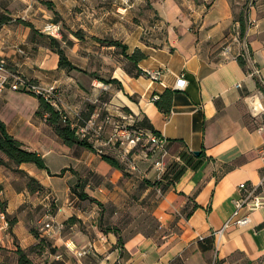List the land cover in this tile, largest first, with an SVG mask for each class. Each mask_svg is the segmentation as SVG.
Segmentation results:
<instances>
[{
  "label": "crops",
  "instance_id": "1",
  "mask_svg": "<svg viewBox=\"0 0 264 264\" xmlns=\"http://www.w3.org/2000/svg\"><path fill=\"white\" fill-rule=\"evenodd\" d=\"M154 10L162 31L127 44L129 55L139 49L146 56L138 65L142 75L120 69L114 78L123 91L114 95L130 104L145 131L151 125L166 140L172 183L129 176L104 161L96 145H65L35 116L36 97L7 91L0 120L44 157L49 170L0 165L1 198L16 219L10 227L0 211V264H18V249L30 252L40 241L43 247L30 252L35 264H264V207L249 225L226 227L234 202L245 194L239 186L250 189L264 175V116L255 118L247 99L261 90L264 102V0H161ZM29 38L28 29L3 26L0 58L28 79L57 84L66 71L55 53L41 48L19 60L15 47ZM255 69L260 78L252 75ZM147 70H161L162 84ZM182 74L186 89L168 96ZM157 94L171 99L170 113L152 102ZM0 160L9 162L2 152ZM30 179L40 188L32 190ZM75 188L97 202L80 198ZM47 223L61 229L46 230Z\"/></svg>",
  "mask_w": 264,
  "mask_h": 264
},
{
  "label": "rangeland",
  "instance_id": "2",
  "mask_svg": "<svg viewBox=\"0 0 264 264\" xmlns=\"http://www.w3.org/2000/svg\"><path fill=\"white\" fill-rule=\"evenodd\" d=\"M185 1L181 0L183 4ZM47 3H52V6ZM159 3L161 0H0V14L6 13L12 19L6 25L30 31L31 42L15 47V50L23 51V54H18L19 60L24 62L26 58H32L41 48L55 53L56 46L51 40L55 38L69 60L87 72L65 70L64 78L54 79L58 80L55 85L60 94L55 108L77 123L79 117L84 120L89 117L88 108L93 106L95 109L89 121L94 119L95 126H104L103 139L111 137L116 129L120 131L116 146L101 147L104 153L116 158L123 168L133 173L127 175L156 184L164 179L168 167L167 156L163 160L162 154L151 152L152 147L147 144L145 137L133 149L127 142L122 145L121 138L138 132L139 128L129 109L130 104L124 102L122 96L116 98L114 95V92L121 93L120 86L107 85L101 79H115L120 69L126 71L132 68L126 56L128 50L123 47L135 39L148 42V39L155 37L156 33L147 35L146 31L159 22L154 14V6ZM20 20L31 23L35 29L21 24ZM52 26L60 27L59 37L49 34L48 29ZM113 41L121 46H110ZM42 53L49 63V52ZM5 61L10 72L19 73L7 59ZM68 81L74 84L70 87ZM129 100L136 103L135 98ZM141 130L145 131L143 128ZM162 160L167 165L163 173L157 166V162ZM153 171L154 176L147 180L146 177ZM32 187L37 188L35 184Z\"/></svg>",
  "mask_w": 264,
  "mask_h": 264
},
{
  "label": "trees",
  "instance_id": "3",
  "mask_svg": "<svg viewBox=\"0 0 264 264\" xmlns=\"http://www.w3.org/2000/svg\"><path fill=\"white\" fill-rule=\"evenodd\" d=\"M48 6H52V3H47ZM243 21V19L241 18ZM12 21L9 15L0 14V28L3 27L6 24H9ZM21 24L31 28L35 29L34 26L31 23H27L25 21H19ZM243 25V24H242ZM79 36V34H78ZM53 44L56 46L55 53L59 56V68L66 70V71H78L87 74V72L76 65H74L67 55L65 54V51L61 48L59 42L55 38H51ZM110 46H121L117 41H113ZM124 50H128V46L124 45ZM129 63L131 64L132 68H129L126 70V72L131 75L132 77H139L142 75V71L139 69L138 65L139 63L146 58V56L139 50H135V52L132 55L127 54ZM241 63L244 65V60L240 59ZM105 84L107 85H113L118 84L120 86V90L123 91V85L122 83L117 79H110L105 80L101 79ZM259 86L261 85L259 81ZM175 91H167L168 96H172ZM34 96V95H33ZM160 96V95H159ZM39 100V108L36 111L35 116L38 119L44 120L46 124L52 129V131L55 133V135L67 146L73 147V146H81L85 147L91 150H96L94 147V144L89 142L87 138H79L77 135V132L79 130V127H85L87 125V120L89 121V118L94 112V107H89V117L84 120L82 117H79L77 120V123L72 122L63 112L60 110H57L55 107H53L44 97L42 96H34ZM129 99L134 98L127 95ZM164 98V97H163ZM161 98L158 101H155L154 103L158 107V109L161 112H164L166 114L170 113L171 110V99L164 100ZM136 127L139 129H142L145 127L143 123H136ZM148 129L151 130V132L155 134H159L151 125L148 126ZM0 152L4 153V155L8 158L9 162H5L4 160H0V165H4L6 167H10V164H15L17 166L27 163H33L35 164L39 169L42 170H49L46 164V161L44 157L36 152L28 149L23 142L16 139L14 136L10 135L7 127L4 122L0 120ZM103 160L109 163L112 167L122 170L123 167L120 164V162L111 156L103 155ZM22 173V171H18ZM67 170H63L61 175H63ZM172 173H169V169L166 171L164 175V179L168 181V184L172 183L174 177H170ZM60 175V176H61ZM162 180V181H163ZM158 182L157 184L162 183ZM35 184L37 188H33L32 185ZM29 186L32 190L39 189L40 186L34 179L29 180ZM3 190L2 185L0 184V211L5 216L6 221L8 222L9 226H13L16 222V219L11 218L7 213L8 203L7 201H4L1 198V192ZM74 193H76L80 198L82 199H91L87 194L85 193H79L77 189H74ZM93 202H97L96 200L91 199ZM36 236L39 237V234L34 231ZM119 244L120 246L123 245V239L119 238ZM43 247V242L40 241V243L33 247L30 252L33 250L41 249ZM30 252L24 251L21 248L18 249L17 255H18V264H35L34 261L30 258Z\"/></svg>",
  "mask_w": 264,
  "mask_h": 264
},
{
  "label": "built area",
  "instance_id": "4",
  "mask_svg": "<svg viewBox=\"0 0 264 264\" xmlns=\"http://www.w3.org/2000/svg\"><path fill=\"white\" fill-rule=\"evenodd\" d=\"M162 23L158 22L156 25L153 26V28L149 31H146L147 35H150L152 33H159L162 31ZM48 32L53 37H59L60 36V27L52 26L48 29ZM228 51V50H226ZM23 54V51H21ZM146 74L148 75L149 79L152 82L160 83L162 84V78L164 76L163 72L161 70L157 71H146ZM253 76H257L260 78V71L258 69H255L252 73ZM261 83L262 80L260 79ZM187 86V80L185 79V76L182 74L179 76L176 85L173 89V91H183L186 89ZM236 87L241 88L242 85L238 84ZM7 91H11L14 93H23V94H29L34 96H42L44 97L53 107H57V100H59V89L58 86L53 85H43L41 83H38L37 81L28 79L27 77L23 76L22 74H15L10 72L7 69V63L4 58H0V101L4 94ZM160 99V96L153 95L151 100L152 102L158 101ZM251 113L255 118H260L264 116V102H263V93L261 90H258L255 93L250 94L247 97ZM94 119L87 122V125L80 129V133L83 135V138H87L89 142L96 145L98 149V154L101 156L106 155L104 153V150L101 149V147H114L117 144V135H120V131L118 129L115 130L116 133H114L111 137H109L107 140L103 139V133H104V126L103 125H94ZM90 131H93L91 133ZM143 137L147 139V144L150 145L151 152L154 154H162V159L164 160L165 157L168 155L167 150V142L166 140L162 139L159 135L148 132V131H142L141 129L138 130V132H134L132 135L128 134L125 138H121L122 145H124L126 142L128 143V146H131V149L137 147L140 142L142 141ZM126 140V141H125ZM130 149V150H131ZM129 152V150L127 151ZM263 156H264V150H263ZM162 161L157 162L158 169L161 170L163 173L166 169V163ZM179 160V159H178ZM135 169V167H133ZM239 189L241 191H245V194L238 200L234 202L235 204V210L233 214L231 215L230 219L226 223V227L229 226H237V227H244L251 223V215L253 212L261 209L264 207V175L261 178L260 182L257 185H254L250 189L247 188L245 183H242L239 186ZM243 211L245 212L243 214ZM2 218L5 219V216L2 215ZM46 230L50 231H58L61 229L60 226H54L51 223H47L45 225Z\"/></svg>",
  "mask_w": 264,
  "mask_h": 264
},
{
  "label": "water",
  "instance_id": "5",
  "mask_svg": "<svg viewBox=\"0 0 264 264\" xmlns=\"http://www.w3.org/2000/svg\"><path fill=\"white\" fill-rule=\"evenodd\" d=\"M195 155H197V156H198V155H200V153H199V152H195Z\"/></svg>",
  "mask_w": 264,
  "mask_h": 264
}]
</instances>
